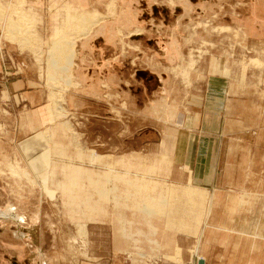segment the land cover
<instances>
[{"label":"rangeland","instance_id":"rangeland-1","mask_svg":"<svg viewBox=\"0 0 264 264\" xmlns=\"http://www.w3.org/2000/svg\"><path fill=\"white\" fill-rule=\"evenodd\" d=\"M83 18L87 24L81 26ZM97 33L99 44L87 52L94 66L106 63V71L124 73L129 80L121 81L125 86L118 91L103 85L102 95L91 102L86 91L97 92L96 81L85 75L90 60L84 47ZM247 35L264 40V0H0V264L156 261L143 250L145 242L132 239L150 232L141 215L162 213L180 195L173 192L168 199L158 191L165 183L155 174L160 162L150 163L146 151L144 159L130 151L155 149L149 127L160 131L180 124L186 76L209 53L227 46L241 64L260 68L257 57H247ZM155 39L163 56L151 60ZM156 61L164 79L157 85L150 72L156 71L150 68ZM160 82L168 86L172 101L161 99L163 106L158 97L157 110H150L149 98ZM20 93L33 101L40 97L37 106H44L42 127L22 147L29 156L25 160L12 145L14 119L25 108ZM119 146L126 159L114 166L109 157ZM38 148L41 153L33 154ZM261 164L253 165L255 170ZM92 171L103 175L95 172L92 178ZM102 182L105 189L97 187ZM108 203L114 212L106 218L113 223L88 229L86 220H102ZM123 214L126 225L117 223ZM162 228L182 231L176 224ZM87 230L94 238L87 237ZM119 247L129 254L109 252Z\"/></svg>","mask_w":264,"mask_h":264},{"label":"crops","instance_id":"crops-1","mask_svg":"<svg viewBox=\"0 0 264 264\" xmlns=\"http://www.w3.org/2000/svg\"><path fill=\"white\" fill-rule=\"evenodd\" d=\"M158 27L153 25L152 29L158 31ZM100 38L101 33H97L89 39L88 46L84 47L86 53L94 47V43L99 44ZM156 40L153 47L155 57L151 56V60L158 59V55L163 56L158 53ZM161 42H164L163 39ZM168 42L166 40L164 44ZM243 42L249 49L247 57L251 55L262 62L260 68L248 63L241 64V58L236 56V52L232 56V49L227 46H220L209 53L204 63L199 61L186 76V88L180 103V124L173 123L160 131L157 127H149L150 134L154 135L151 143L155 149L134 148L130 151L139 158H143L142 152L146 151L150 154L147 158L152 159L150 163L158 165L160 162L155 174L165 183L158 191L167 193L168 199L173 192L180 195L176 203L168 201L162 213L147 217L141 215V223L149 225L150 232L136 233L138 236L135 235L132 240L140 244L141 241L145 242L143 250L157 258L148 264H197V260H201L202 264H264V40L247 35ZM84 48L78 47L81 51ZM85 55L92 66L90 69V63H86L85 75L88 81H96L97 92L86 91L91 102L102 95L103 85L110 91L111 87L118 91L125 86L120 82L126 84L129 80L127 75L106 71V63L95 67L92 54ZM247 57L246 61L249 59ZM117 61H120L119 58ZM128 64L123 62L124 72ZM150 68L156 70H150L156 85L159 80H164L163 74L157 71V61L151 63ZM115 83L118 87L114 86ZM155 91L157 94L149 98L150 110H157L159 101L163 104L161 99L172 101L167 85L156 86ZM30 96L23 93L17 95L25 108L19 110L12 126V145L24 160L29 156H25L22 147L35 140L34 136L42 127L40 110L44 107L37 106L40 95L36 94L39 98L35 101ZM29 103H36L35 108H26ZM101 122L106 123L104 120ZM120 148L116 155L109 157L113 159L110 161L114 166L126 159V150L122 153ZM41 150L38 148L33 154L41 153ZM101 155L105 161L106 155ZM257 162H262L261 170H255L253 165ZM95 172L103 175V171ZM95 172H91L92 178ZM257 176L262 177V181L257 182ZM97 187L105 189L107 186L102 182ZM190 206L192 213L189 212ZM113 207L108 203L102 220L87 219L86 225L113 223L106 218L113 214ZM175 208L178 210L175 211ZM123 217L117 223L126 225L129 221L124 214ZM172 224L180 225L182 231L161 230L162 225ZM92 234L93 231L87 230L89 239L94 238ZM117 234L122 236L121 233ZM125 238L130 240L129 237ZM125 250L119 247L109 252L117 255L124 254Z\"/></svg>","mask_w":264,"mask_h":264},{"label":"bare ground","instance_id":"bare-ground-1","mask_svg":"<svg viewBox=\"0 0 264 264\" xmlns=\"http://www.w3.org/2000/svg\"><path fill=\"white\" fill-rule=\"evenodd\" d=\"M92 17H93V16H92ZM93 19H94V17L91 19V21H90L91 23H92ZM81 20H82V21H81V22H79L78 24H80V23H81V24H84V23H85V22H84V18H83V19H81ZM85 20H86V19H85ZM83 22H84V23H83ZM81 24H80V25H81ZM85 24H87V23H85ZM81 26H82V25H81ZM83 27H84V26H83Z\"/></svg>","mask_w":264,"mask_h":264},{"label":"water","instance_id":"water-1","mask_svg":"<svg viewBox=\"0 0 264 264\" xmlns=\"http://www.w3.org/2000/svg\"><path fill=\"white\" fill-rule=\"evenodd\" d=\"M197 264H202V261L201 260H197Z\"/></svg>","mask_w":264,"mask_h":264}]
</instances>
